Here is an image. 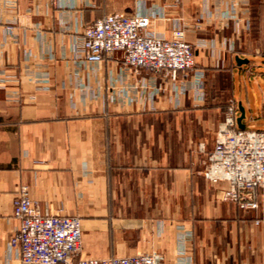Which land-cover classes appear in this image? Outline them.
I'll return each instance as SVG.
<instances>
[{
    "label": "crops",
    "instance_id": "obj_1",
    "mask_svg": "<svg viewBox=\"0 0 264 264\" xmlns=\"http://www.w3.org/2000/svg\"><path fill=\"white\" fill-rule=\"evenodd\" d=\"M113 12L184 30L203 98L182 90L192 77L132 72L119 54L87 62L77 39ZM231 105L245 127L264 117V0H0V264H23L10 246L22 186L42 214L82 221L81 253L60 264H183L182 249L190 264H264L260 211L203 176Z\"/></svg>",
    "mask_w": 264,
    "mask_h": 264
},
{
    "label": "built area",
    "instance_id": "obj_2",
    "mask_svg": "<svg viewBox=\"0 0 264 264\" xmlns=\"http://www.w3.org/2000/svg\"><path fill=\"white\" fill-rule=\"evenodd\" d=\"M152 13L126 14L113 12L88 25L75 43L89 63H100L107 55L121 56L122 65L132 72L146 69L193 80L181 84L184 92L193 90L198 99L204 73L195 69L194 46L177 29L170 38L150 31ZM178 88V87H176ZM237 108L231 105L219 130L213 151L205 162L204 178L220 187V199L234 202L244 211L261 213L264 226V129L254 125L239 129ZM224 186L223 188H221ZM14 216L20 221L10 246L18 250L23 264L71 263L82 250V221L77 216L42 214L26 186H22L14 202ZM182 247H184V239ZM183 264H190L182 249ZM182 261V260H181ZM158 256L140 254L106 259H79L78 264H158Z\"/></svg>",
    "mask_w": 264,
    "mask_h": 264
},
{
    "label": "water",
    "instance_id": "obj_3",
    "mask_svg": "<svg viewBox=\"0 0 264 264\" xmlns=\"http://www.w3.org/2000/svg\"><path fill=\"white\" fill-rule=\"evenodd\" d=\"M242 61L244 60H241L240 62L242 63ZM240 111H241V116L238 117L237 119V124H238V128L239 129H244L245 128V124H243V119H244V116H245V110L244 108L242 107V105H240Z\"/></svg>",
    "mask_w": 264,
    "mask_h": 264
},
{
    "label": "rangeland",
    "instance_id": "obj_4",
    "mask_svg": "<svg viewBox=\"0 0 264 264\" xmlns=\"http://www.w3.org/2000/svg\"><path fill=\"white\" fill-rule=\"evenodd\" d=\"M259 94H262V90H256ZM252 93V90H250V94ZM246 122V120H244V123ZM256 128L257 129H264V117L261 119H258L256 122Z\"/></svg>",
    "mask_w": 264,
    "mask_h": 264
}]
</instances>
